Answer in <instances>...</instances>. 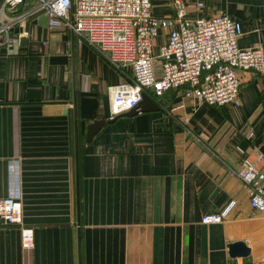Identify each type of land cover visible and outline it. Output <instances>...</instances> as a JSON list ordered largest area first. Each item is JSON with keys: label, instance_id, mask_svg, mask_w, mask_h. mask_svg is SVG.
<instances>
[{"label": "crops", "instance_id": "crops-1", "mask_svg": "<svg viewBox=\"0 0 264 264\" xmlns=\"http://www.w3.org/2000/svg\"><path fill=\"white\" fill-rule=\"evenodd\" d=\"M183 1L200 13L199 0ZM203 1L241 20L240 46H264V0ZM152 2L158 15L175 12L174 0ZM20 10H31L27 44L0 43V197L22 201L33 242L0 220V264H264V213L238 175L246 154L264 152V74L239 70L240 105L179 87L151 94L160 108L120 115L87 141L89 122L110 118V85L131 72L72 27L50 28L36 0ZM211 212L223 219L203 222ZM237 240L247 255L230 253Z\"/></svg>", "mask_w": 264, "mask_h": 264}, {"label": "built area", "instance_id": "built-area-1", "mask_svg": "<svg viewBox=\"0 0 264 264\" xmlns=\"http://www.w3.org/2000/svg\"><path fill=\"white\" fill-rule=\"evenodd\" d=\"M25 0L0 1V43H18L24 20L31 10L21 11ZM49 18L50 28L72 27L107 55L118 68L131 72V79L110 85V117L135 106L144 92L162 95L179 87L186 96L213 104L242 103L240 69L264 74V46L242 47L241 20L222 11L209 14L199 0L200 13L189 14L183 0H174L172 15H158L152 0H36ZM73 2V10H72ZM20 30H16V27ZM163 28L168 39L154 53L155 38ZM264 152L246 154L238 171L249 187L251 205L264 213L261 170ZM220 212L207 213L203 222H219ZM0 220L22 225L25 245L33 242V229L23 224V204L14 196L0 197Z\"/></svg>", "mask_w": 264, "mask_h": 264}, {"label": "water", "instance_id": "water-1", "mask_svg": "<svg viewBox=\"0 0 264 264\" xmlns=\"http://www.w3.org/2000/svg\"><path fill=\"white\" fill-rule=\"evenodd\" d=\"M73 1V0H72ZM73 2H72V10H73ZM28 29V25L26 26V30ZM72 32L74 33V28H72ZM21 44H27L28 36L22 35L20 37ZM72 51H74V42H72ZM73 101H74V117H75V159H76V173H77V180H78V172H79V138H78V115H77V91H76V81L74 80V94H73ZM160 105L158 102L147 92L143 93L142 99L132 108L128 109L127 111H123L121 113L116 114L109 119L106 118H94L92 119L87 127L86 132V140L90 141L94 135L107 123L112 122L117 119L120 115H128L133 116L140 111H146L151 109H158ZM230 253L232 255H247L250 252V247L247 243L243 240H237L230 243Z\"/></svg>", "mask_w": 264, "mask_h": 264}, {"label": "rangeland", "instance_id": "rangeland-1", "mask_svg": "<svg viewBox=\"0 0 264 264\" xmlns=\"http://www.w3.org/2000/svg\"><path fill=\"white\" fill-rule=\"evenodd\" d=\"M90 43V42H89ZM91 44V43H90ZM93 45V44H92Z\"/></svg>", "mask_w": 264, "mask_h": 264}]
</instances>
